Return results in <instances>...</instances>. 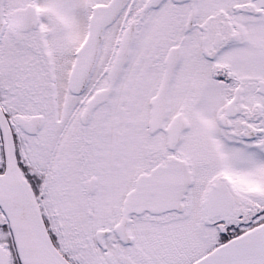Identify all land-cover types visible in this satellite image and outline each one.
I'll return each mask as SVG.
<instances>
[{"label": "snow or ice", "instance_id": "snow-or-ice-1", "mask_svg": "<svg viewBox=\"0 0 264 264\" xmlns=\"http://www.w3.org/2000/svg\"><path fill=\"white\" fill-rule=\"evenodd\" d=\"M0 264H264V0H0Z\"/></svg>", "mask_w": 264, "mask_h": 264}]
</instances>
